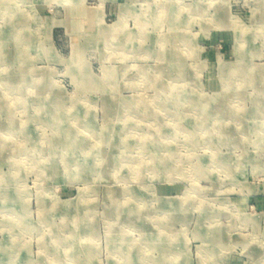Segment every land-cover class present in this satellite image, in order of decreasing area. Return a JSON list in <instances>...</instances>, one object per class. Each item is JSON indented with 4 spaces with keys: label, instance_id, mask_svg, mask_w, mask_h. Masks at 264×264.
<instances>
[{
    "label": "rangeland",
    "instance_id": "rangeland-1",
    "mask_svg": "<svg viewBox=\"0 0 264 264\" xmlns=\"http://www.w3.org/2000/svg\"><path fill=\"white\" fill-rule=\"evenodd\" d=\"M263 85L264 0H0V264H264Z\"/></svg>",
    "mask_w": 264,
    "mask_h": 264
},
{
    "label": "bare ground",
    "instance_id": "bare-ground-1",
    "mask_svg": "<svg viewBox=\"0 0 264 264\" xmlns=\"http://www.w3.org/2000/svg\"><path fill=\"white\" fill-rule=\"evenodd\" d=\"M152 16H154V15H152ZM151 16V17H152ZM150 18V17H149ZM4 20V19H3ZM18 20V19H17ZM148 20V19H147ZM149 21V20H148ZM163 22V21H162ZM119 23V22H118ZM145 23V22H144ZM7 24V23H6ZM143 26V25H142ZM5 27L6 26H4V29H5ZM114 29L117 27V25L116 24H114L113 26H112ZM112 28V29H113ZM117 29V28H116ZM7 30V29H6ZM107 30V29H106ZM115 31V30H114ZM22 33V32H21ZM20 33V34H21ZM111 33V32H110ZM175 33V32H174ZM113 34V33H112ZM127 34V33H126ZM179 35V34H178ZM110 36V35H109ZM121 37V36H120ZM119 37V38H120ZM122 37H123V34H122ZM128 37V36H127ZM126 37V38H127ZM103 38V37H102ZM184 38V37H183ZM116 39V38H115ZM2 40V39H1ZM6 40V39H5ZM8 40V39H7ZM13 40V39H12ZM110 40V39H109ZM10 41V40H9ZM105 41V40H104ZM108 41V40H107ZM121 41V40H120ZM109 42V41H108ZM111 42V41H110ZM7 43V42H6ZM119 43V42H118ZM15 44V43H14ZM123 45V44H122ZM14 46V45H13ZM21 46V45H20ZM124 47V46H123ZM237 47V46H236ZM9 48V47H8ZM3 49H4V47H3ZM10 49H12V48H10ZM5 50V49H4ZM9 50V49H8ZM178 50H180V49H178ZM11 51V50H10ZM12 52V51H11ZM9 53V52H8ZM81 53V52H80ZM7 54V53H6ZM14 55V54H13ZM25 55V54H24ZM75 55V54H74ZM12 56V55H11ZM26 56V55H25ZM4 58H5V56H4ZM8 58H10V57H8ZM6 60V59H5ZM11 61V60H10ZM13 62V61H12ZM12 62H10V63H12ZM238 62H239V60H236L234 63L237 65L238 64ZM235 65V66H236ZM234 66V65H233ZM234 67H232L231 69H233ZM260 69V68H259ZM257 70H258V68H257ZM254 74V73H253ZM256 77H257V75H256ZM254 78V77H253ZM254 81V80H253ZM258 81V80H257ZM254 84V83H253ZM264 86V85H263ZM263 86H262V88H263ZM34 88V87H33ZM261 88V87H260ZM27 89V88H26ZM33 93V92H32ZM264 93V92H263ZM262 93V94H263ZM257 97H259V96H257ZM132 98V97H131ZM255 98V97H254ZM43 99V98H42ZM209 101V100H208ZM44 102V101H43ZM120 102H122L121 100H119V102L118 103H120ZM123 103V102H122ZM127 104H131V103H129V102H127ZM252 104V103H251ZM132 106H134V107H142L143 109V111H144V113H146L147 111H148V107L144 104V103H140V104H138V105H135L134 103L132 104ZM146 108H145V107ZM213 108V107H212ZM134 110L135 111H137L138 110V108L137 109H135L134 108ZM133 110V111H134ZM209 110V109H208ZM213 110V109H212ZM211 110V111H212ZM260 110V109H259ZM217 112H219V111H217ZM264 113V112H263ZM264 115V114H263ZM219 117V116H218ZM241 117V116H240ZM257 117V116H256ZM182 124V123H181ZM76 125V124H75ZM132 126H134V125H132ZM131 126V127H132ZM251 126V125H250ZM142 128V127H141ZM166 128H167V126H166V124H163L162 123V125H157V126H154V131H153V133L151 132L150 134H149V136H163V137H165V138H167L166 136H167V134L168 133H166V132H163V131H165L166 130ZM244 128V127H243ZM249 128V127H248ZM190 130H192V129H190ZM246 134V133H245ZM106 135V134H105ZM225 135H226V137H229V136H231V133H225ZM262 135H263V133H262ZM258 137H262L261 135H258ZM257 139V138H256ZM144 140V139H143ZM146 140V139H145ZM159 141V140H158ZM253 143L254 144H256V146H255V148H258V147H261V145H264V140H260V139H257V140H254L253 141ZM251 144V143H250ZM249 152V151H248ZM250 153V152H249ZM108 155V154H107ZM106 155V156H107ZM216 157V156H215ZM252 157H253V155H252ZM217 158V157H216ZM222 158V157H221ZM247 158V157H246ZM250 158V157H249ZM249 158H247V159H249ZM22 160V159H21ZM24 160V159H23ZM25 161V160H24ZM230 161V160H229ZM224 162V161H223ZM141 167V166H140ZM166 167V164H165V162H164V164H163V168H165ZM137 175V174H136ZM141 175H143V174H141ZM139 177V176H138ZM121 179H122V177H121ZM139 179V178H138ZM123 180V179H122ZM126 181V180H125ZM82 216V215H81ZM80 220V219H79ZM85 220V219H84ZM85 222V221H84ZM74 224V223H73ZM82 224V223H81ZM71 225V224H70ZM55 232V231H54ZM151 242V241H150ZM131 262V261H130ZM161 263V262H160ZM62 264V263H61Z\"/></svg>",
    "mask_w": 264,
    "mask_h": 264
}]
</instances>
